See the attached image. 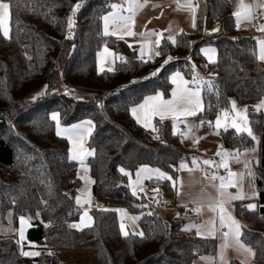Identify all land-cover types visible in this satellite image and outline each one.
I'll list each match as a JSON object with an SVG mask.
<instances>
[{
  "label": "trees",
  "instance_id": "1",
  "mask_svg": "<svg viewBox=\"0 0 264 264\" xmlns=\"http://www.w3.org/2000/svg\"><path fill=\"white\" fill-rule=\"evenodd\" d=\"M5 2L10 3L11 38L0 34V218L7 220L10 212L14 224L22 216L31 218L28 237L42 252L24 256L14 236L0 235V264H58L47 250H93L94 264H194L197 255L215 254L217 238L182 231L184 206L179 215L153 211L163 194L176 192L170 181L146 177L144 192L132 194L142 165L176 180L173 166L190 160L194 152H188L170 119L156 120L157 133L137 123L130 109L158 91L170 94L175 71L192 76L196 69L213 75V87H203L199 115L213 119L235 97L248 106L251 127L259 134L257 208L249 211L247 200H238L235 214L246 222L241 239L255 253L252 264H264V111L256 108L264 97V62L258 57L257 37L237 27L231 1L197 0L196 30L179 32L176 45L164 40L162 55L147 63L127 40L103 35L102 17L111 10L110 0ZM78 2L82 6L68 39L67 19ZM216 22L220 30L202 40L204 27L211 29ZM208 44L216 48L215 64L201 51ZM104 46L127 63L118 60L115 69L100 72L97 57ZM169 56L173 59L151 76ZM43 85L46 94L34 100L31 93ZM78 88L87 93L80 97ZM53 113L65 125L94 122L87 141L94 155L85 164L101 206L90 207L92 223L83 230L70 227L84 211L76 203L82 184L79 164L70 158L69 139L56 134ZM220 134L227 147L244 149L255 142L234 128ZM157 188L158 195L152 191ZM122 208L140 216L143 237L122 234ZM228 264L244 263L231 258Z\"/></svg>",
  "mask_w": 264,
  "mask_h": 264
},
{
  "label": "snow or ice",
  "instance_id": "2",
  "mask_svg": "<svg viewBox=\"0 0 264 264\" xmlns=\"http://www.w3.org/2000/svg\"><path fill=\"white\" fill-rule=\"evenodd\" d=\"M148 3V0H122L121 3H110L108 5L109 8L112 9L107 15L102 17L104 22V31L103 35L105 36H116L118 39H124V36H137L141 37V44L139 48V59L147 63L150 60H153L155 57L162 55V50L160 49V45L162 40L170 41L173 45L177 44V40L175 36L169 34L167 37L163 35V32H157L155 30H149L141 33H136L134 29L135 24V16L137 13L145 7ZM81 3H77L72 7V14L67 19V28L69 35L68 39H71L72 30L74 28V17L77 11L81 8ZM178 7H181L179 3H177ZM153 7H159V5H153ZM184 7H187L192 13L193 16L195 14V8L192 6L191 0H186ZM257 7H264V4L257 5ZM236 18L237 25L239 26L241 21H247L250 18L255 16V12L252 5L246 4L244 0H239V4L237 10L233 13ZM10 3L5 2V0H0V34L4 38H11V23H10ZM195 27V24H193ZM116 29V30H110ZM261 31H264V25L260 26ZM171 32V27L168 29ZM213 31H219V29H214ZM122 33V34H121ZM153 37L155 39L153 40ZM131 46V45H130ZM206 56H208L209 62L215 64L216 61L210 53H215V49L207 48L201 50ZM105 59L107 56H115L114 53H110V50L105 46L104 48ZM147 56V59L145 57ZM116 59L121 60L123 63H127L124 57L117 56ZM173 58L171 56L167 57L164 60L161 68H157L150 75L156 76L161 69L167 65ZM259 59L264 60V40L260 43V54ZM103 60L101 64H103ZM115 61L113 60V63ZM195 66H193L194 68ZM104 67L101 66L99 71L104 72ZM108 71H112V68H109ZM135 82V81H133ZM170 82L175 87L171 91V98L164 99V94L162 92H158L155 95H150L145 97L143 103L132 107L130 109L132 116L136 119L137 123H141L146 129H151L153 132L158 133L157 127L152 123L153 117H159V121L163 122L165 119H170L173 122L174 127L180 124H187V119L189 117H195L199 112H202V96L201 90L203 87L207 86L209 88L213 87L212 80H205L201 77L197 72L193 71V76L191 80L185 79L180 71L175 72L170 77ZM47 90V85L45 86V91L34 96L33 99H38L39 96L45 95ZM264 107V102L257 106V108ZM246 111V109H245ZM234 113V114H233ZM59 113H53L51 119L56 121L57 131L56 134L58 136L64 135L66 136L72 144L71 152V160L78 161L82 168H84L85 174L88 172L87 167L85 166V161L88 157L94 155L93 150H89L85 147V137H90L93 132V123L90 120L83 121L80 124L72 125L68 128H62L60 125V121L58 119ZM204 124H208L210 127L215 126L216 129L231 127L236 130L237 133H247L248 136L255 139V136L252 132L251 127H249V122L247 120V116L243 115L240 110L237 109L236 102L233 100L231 102V111L228 109H221L217 114L215 121H201L199 125H187V132H179L182 138H187L189 134L193 132L195 128L201 127ZM175 134V133H174ZM158 138V136L156 137ZM200 138H193V144H197ZM218 156L224 157L217 165L213 160H203L199 161L197 158L193 157L191 159L192 167H189V164L182 160L178 167H175L177 172L181 170H187L189 173L194 171L196 168H200L201 171H205L204 168H201V165L208 166L211 168L215 166L217 168L222 167L228 171L227 178L224 176H217L216 174L209 175L207 171H205L206 178L210 183L219 180V184L216 185L213 183V186L216 187L218 192L217 198H210L212 200L211 203L208 204V210L215 214L213 219L206 222L207 233L209 236H215V234L224 228H227V231L223 232L224 243L221 245L222 248L229 246V240H231L232 244H234L238 249L243 250L250 255L254 256L252 248L247 247L241 237L243 235L241 230V225L239 221H237L231 211H229L228 205L231 204L232 201L244 200V199H252L256 193L253 191L252 196H247L243 191H238L235 194L229 192L228 189L231 187H237L238 184L233 180V177L240 176L243 178V174L233 173L229 168L228 157H233L237 159L239 157V152L228 153V152H217ZM247 168V163L245 164ZM119 171L126 175L131 176V173L128 172L124 168H120ZM143 174H147L148 179H152L153 174H155L157 179L170 181L173 188L176 189L177 180H174L171 175L161 171L160 169H152L148 165H142L136 172V181L132 188V194L134 196L139 195V193H143V187H139V192L137 191V186L140 185V179ZM248 175L250 177H254V173L249 170ZM80 179L85 181V185L90 183V178L87 175L81 176ZM178 194L179 190L176 189ZM157 195L159 194V189H153ZM77 205L84 207V205H91V197L90 194H87V189H84V198L81 196L76 197ZM145 207L147 205H144ZM186 207V206H185ZM249 211H255L257 205L255 203H249L245 206ZM90 208H84L83 214L81 216L80 223H73L70 225L71 228L77 230H83V227H89L92 217L89 215ZM121 213V218L126 217L128 214L125 210H118ZM197 214L201 213L202 208L198 206L194 209ZM151 214V213H150ZM139 217H133L132 220L138 219ZM29 219L25 217H20L21 228L19 230L20 240L17 243H20L25 238L24 229L26 226H30ZM192 227L197 228L198 235L201 234L200 229L205 226H198L195 224H190L186 226L185 230H188ZM122 234L127 237L129 232L125 230V224L121 222L120 224ZM134 235H139L140 237L144 236L143 232L133 233ZM24 256H39L40 252L36 251H26L22 252ZM206 259V258H202ZM223 256L221 255V260H223Z\"/></svg>",
  "mask_w": 264,
  "mask_h": 264
},
{
  "label": "rangeland",
  "instance_id": "3",
  "mask_svg": "<svg viewBox=\"0 0 264 264\" xmlns=\"http://www.w3.org/2000/svg\"><path fill=\"white\" fill-rule=\"evenodd\" d=\"M234 1H235L234 6L236 7V10H237L239 0H234ZM121 2H122V0H110V3H121ZM141 2H143V0H141ZM244 2L246 4L252 5L256 11L260 10V11H263V13H264V10L261 7H257V5H260L263 3L262 0H244ZM177 3H179L181 5V7H178ZM185 3H186V0H148V4L145 5V7L142 8L137 13V15L135 16V18H134L135 24H134L133 30L136 33H141V32H145V31H149V30H155L157 32H163V35L165 37H167L169 34H171V35L175 36V38H177V34L181 31L194 32L197 28V10H198L199 4H198L197 0H191L192 6L195 8V14L193 16V13L187 7H184ZM231 3H232V1H231ZM153 5H159V7H153ZM110 11H112V9ZM252 20L253 19L251 18V23H253ZM247 21H242L241 23H245ZM193 24H195V27L193 26ZM169 27H171V32L168 31ZM213 28H215V27H213ZM217 28L218 27H216V29ZM218 29L220 30V28H218ZM110 30H116V29L110 28ZM209 30L210 29H208L207 27H204L203 35L201 37L202 40L209 38L212 33L218 32V31H213V30H211L209 32ZM103 31H104V22H103ZM124 39L127 40L130 43V45H132V47L136 48L138 50V53H139V48H140V44H141V37L139 35H137V36H124ZM154 39H155V37H153V40ZM163 41L164 40H162V42ZM162 42H161V44H162ZM106 47L110 50V53H114L115 56H107V58L105 59L106 54H104V48H105V46H104L98 52V57H97L98 67L100 69V67L103 66L105 70H108L109 68H112V70H113L116 67V62L119 60V59H116L115 57L120 56V55L118 53H116L109 46H106ZM207 48H213L216 50L215 46L210 45V44L203 47V49H207ZM209 55H212L213 58L216 59V55H217L216 51L214 54L210 53ZM206 57L208 59V56H206ZM145 58L147 59V56ZM102 60L104 61L103 64H101ZM113 60L115 61L114 63H113ZM163 62L161 63V65L163 64ZM161 65L158 68H161ZM163 68L161 69V71L163 70ZM175 72H177V71H175ZM195 72H199L200 76L203 77L205 80H209V79L212 80V78H213V75L210 72L201 71L199 69H196ZM181 74L184 76L185 79H188V80H191L192 76H193V75L192 76H186L182 72H181ZM174 87L175 86L172 85V89ZM172 89H171V91H172ZM202 90H203V88H202ZM202 90H201L202 106L204 109ZM42 91H45V85L34 90L31 93V97L33 98L34 96H37V94L41 93ZM75 92H78L80 97H83V95H85L87 93V91H85L83 89H79V88L76 89ZM158 92H162V91H158ZM163 94H164V99H170L171 98V92H170V94H165V93H163ZM233 100L236 102L237 109L240 110L243 115L247 116V120L249 122L248 126L251 127V124L249 121V109H248V106L246 104L241 103L235 97H232L229 106L224 108V109H228L229 111H231V102ZM143 101L141 103H143ZM245 109H246V111H245ZM199 114H200V112L195 117H189L187 119V124H180V125L174 127L173 122H172L173 131L177 134H179V132H187V125H199L201 121H213L214 122L216 119V116H217L216 115L213 119H211L208 117H203ZM58 119L60 121V125L62 128H68V127H71L72 125L80 124L83 121L90 120V119H83V120L74 122L70 125H65V124H63L62 118L60 117V115H59ZM157 119H159V117H153L152 118V123L154 125H155V122ZM165 120H167V119H165ZM90 121H92V120H90ZM92 123L94 126L93 121H92ZM94 127H93V129H94ZM227 128H231V127H227ZM227 128L216 129L214 124L211 127L208 124H204L201 127L195 128L193 130V132L187 136V138H182L180 135L185 146L189 148L188 152L189 153L194 152L190 156V160H184V161H186L189 164V167H192L191 159L193 157L197 158L199 161L211 160V159L218 158L219 163H220V161L222 159H224V157L216 155L217 152H221V153H223V152H228V153L239 152L240 155L238 157V162H237V159L233 158V157H228L227 159H228L230 170L233 173L243 174V178L241 179L239 175L236 177H233V180L237 182L238 186L237 187H231L228 189V191L232 192L233 194H235L238 191H243L246 194L247 193L246 190L248 188H250L252 185L255 187L254 180H253L254 177H250L248 175V171L251 170L255 176L254 164L259 160V148H258V143H259V139H260L259 134L256 133L253 130V128L251 127L252 132L255 136L254 145L247 147V148H244V149L227 147L224 143V140H223L221 134H220V131L222 129H227ZM193 138H200L199 142L197 144H193ZM88 139H89V137L86 136L85 137V147L88 148L89 150H93L87 144ZM71 148H72V144L70 142V149ZM69 153L71 156L70 150H69ZM246 163L247 164L249 163V165H247V168L245 167ZM78 164H80V163L78 162ZM179 164L177 166H179ZM248 166H250V167H248ZM201 168H204L205 171H207L209 175H211V174L217 175V172H215L212 169V167L209 168L208 166L201 165ZM205 171H201L200 168H196L191 173H189V171H187V170H181L178 172V176L176 179L177 180L176 188L179 190V194L176 190V192L173 195L163 194V196H162L163 198L161 199V201L165 202L169 206V209H166V213H173L174 212L177 215H179L178 214L179 213L178 206H187V205H191V204L194 205L195 201H197L199 199L201 201L204 199L208 201L210 199H206V198H208L209 196H211V195L216 196L217 189H216V187L213 186V183L218 185L219 182L216 180V181L210 183L209 180L206 178ZM79 175H80V177L87 175L90 178L91 182L88 183L87 185H85V181L82 180V184H81V187L79 189V194L76 197L81 196V198L83 199L84 198V189L86 188L87 194H90V197L92 199V194H91L92 186H93L92 177L90 176L89 172H87L85 174L84 168H82L81 165H80ZM153 175H155V174H153ZM145 178L143 175L141 176V179H140V182H142L141 187L145 186L144 185L145 184L144 183ZM246 195L251 196L249 193H247ZM93 202H95V201H93ZM249 203H255L257 205V202L255 200L250 199L247 201V204H249ZM127 214L128 215L123 218V221L121 218V221L125 224V230L128 232H132V233L143 232L141 226H139V218L135 219V220L131 219L133 217H140V216L138 214H132L128 211H127ZM120 217H121V214H120ZM25 218L28 219L27 217H25ZM6 219L7 220H3L0 218V235L1 236L2 235L14 236L17 239V241H19L20 240L19 230L21 228L20 219H19L18 224L13 223V220L11 219L10 214L7 215ZM211 219H213V215H210L207 213H206V216L201 215L200 217H197V219H195L194 217L186 218V223L183 226L182 231L186 232V233L198 234L196 227H192L188 230H185L186 226H188L190 224H195V225L200 224L199 226H205V227H202L201 229L206 231L207 230L206 222L211 220ZM30 221H31V218L29 219V224H30ZM28 228H29V226H26L24 229V232H25L24 240L21 241L20 243H18L20 251L21 252L36 251V252L41 253L42 249L39 247H35L36 246L35 243L29 239ZM47 252H48L50 258H53V256H55V255L57 256V258L59 260L58 264H94L93 260L95 257V252L93 250H83V251H80V250H61V251L47 250ZM202 258H206V255H202V256L194 258V264H215V258H206V259H202ZM51 264H56V263L52 261Z\"/></svg>",
  "mask_w": 264,
  "mask_h": 264
},
{
  "label": "crops",
  "instance_id": "4",
  "mask_svg": "<svg viewBox=\"0 0 264 264\" xmlns=\"http://www.w3.org/2000/svg\"><path fill=\"white\" fill-rule=\"evenodd\" d=\"M232 1V7H233V12H235L236 11V7L234 6V0H231ZM262 4H264V0H262ZM148 4V3H147ZM146 4V5H147ZM263 10H264V7H261ZM254 9V8H253ZM256 10L254 9V12H255ZM263 12V11H262ZM108 14V13H107ZM106 14V15H107ZM253 18V17H252ZM253 21V20H252ZM242 22V21H241ZM240 22V24H239V26L237 25V27L241 30V31H244V32H246V33H251V34H254L255 36H257V48H258V57H259V54H260V43H261V41L262 40H264V31H261V30H259L260 29V26L261 25H264V21H262L257 27H255L254 26V24L253 23H251V18L247 21V22H245V23H241ZM236 23H237V21H236ZM220 22H216L215 23V25H214V27L215 28H212V29H210L209 30V32L211 31V30H214V29H216V27H218V28H220ZM217 28V29H218ZM102 30H103V25H102ZM262 62H264V60H261ZM262 102H264V97L256 104V108H257V106L258 105H260ZM258 109V108H257ZM260 110H263L264 111V107H262V108H259ZM211 160H213L214 161V159H211ZM219 161V160H218ZM258 164V161L254 164V166H255V176H254V185H255V187L252 185L250 188H248L247 190H246V192L247 193H249L251 196H252V193H253V191L256 193V195L251 199V200H255V198L258 196V191H257V188H256V183H255V178H256V165ZM247 165H249V163L247 164ZM85 166H86V164H85ZM248 167H250V166H248ZM88 169V168H87ZM79 171H80V164H79ZM89 172V171H88ZM90 174V173H89ZM143 176H144V178L145 177H147V174H143ZM218 182H219V180H217ZM141 183L142 182H140V185L138 186V187H141L142 185H141ZM246 193V194H247ZM91 194H92V199H91V205L89 206V205H85L84 207H83V210H84V208H90V207H95L94 206V202L93 201H95V199H94V197H93V192L91 191ZM218 197V192H217V194H216V196H209L208 198H206V199H210V198H217ZM244 200H250V199H244ZM238 201V200H237ZM237 201H232L231 202V204L230 205H228V208H229V211H231V214L233 215V217L237 220V221H239V223H240V225H241V230H243V226H246V222L244 221V219H242V218H239L236 214H235V204H236V202ZM256 201V200H255ZM159 202H161V203H163V204H166L165 202H163V201H159ZM212 202V200H197V201H195V204L193 205V204H191V205H187L186 207L184 206L183 207V209L182 210H184V208L185 209H191V208H193V209H195V208H197L198 206H200L201 208H202V211H201V213H199V214H197V212L195 211V215L196 216H194V218L195 219H197V217H200L201 215L203 216V215H205L206 216V213L207 214H210V215H213V217L215 216V214L214 213H212L211 211H209L208 210V204L209 203H211ZM257 202V201H256ZM167 206H166V209H169V206H168V204H166ZM180 208H181V206H178V210H180ZM123 210H125L126 212H127V209H125V208H122ZM120 210V209H119ZM129 212V211H128ZM10 214V217H11V219L13 220V217H12V212H10L9 213ZM82 214H83V212H82ZM82 214L79 216V218L76 220V221H73V223H80V221H81V216H82ZM121 213H120V211H119V215H120ZM89 215L91 216V214L89 213ZM92 217V216H91ZM192 218V217H191ZM80 219V220H79ZM201 219V218H200ZM120 221H121V217H120ZM122 222V221H121ZM72 223V224H73ZM92 223V220H91V222H90V224ZM200 225V224H199ZM198 225V226H199ZM139 226H140V224H139ZM200 231H201V234L200 235H205V236H209L208 235V233H207V230L206 231H204L203 229H200ZM225 231H227V228H224V229H221V230H219L216 234H215V236H211V237H215V238H217L218 239V248H217V252L215 253V254H209V253H205V254H200V255H197V256H195L194 258H196V257H199V256H202V255H206V258H215V264H228V262H229V260L231 259V258H238V259H240L244 264H252L253 263V258H254V256H252V255H250L249 253H247V252H245V251H243V250H240V249H238L234 244H232V242H231V240H229V246L228 247H225V248H222L221 247V245L224 243V237H223V232H225ZM244 243V242H243ZM245 244V243H244ZM35 247H38V244H36L35 243ZM246 245V244H245ZM247 246V245H246ZM247 247H249V246H247ZM221 255L223 256V260H221Z\"/></svg>",
  "mask_w": 264,
  "mask_h": 264
},
{
  "label": "built area",
  "instance_id": "5",
  "mask_svg": "<svg viewBox=\"0 0 264 264\" xmlns=\"http://www.w3.org/2000/svg\"><path fill=\"white\" fill-rule=\"evenodd\" d=\"M253 19V24L255 27H257L262 21H264V13L262 11H255V16L252 18ZM199 74V72H197ZM200 75V74H199ZM214 161L216 162V164L218 165L219 164V161H218V158H215ZM212 169L217 172V176H224L227 178L228 176V171L225 170L224 168L222 167H215V166H212ZM94 206L95 207H98V206H101V202L99 200H95L94 202ZM166 204H163L161 202H159L155 208L153 209V211H155L157 208L159 209H166ZM180 216L183 217V218H191V217H194L195 216V211L193 208L191 209H184L180 212Z\"/></svg>",
  "mask_w": 264,
  "mask_h": 264
}]
</instances>
